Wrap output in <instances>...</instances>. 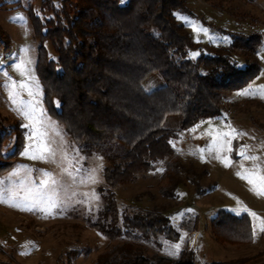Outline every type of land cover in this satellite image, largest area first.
<instances>
[{"label":"rangeland","instance_id":"1","mask_svg":"<svg viewBox=\"0 0 264 264\" xmlns=\"http://www.w3.org/2000/svg\"><path fill=\"white\" fill-rule=\"evenodd\" d=\"M44 1L0 0V29L8 36L6 45L0 40V137L6 136L2 156L12 154L21 139L11 167L0 175V263L92 264L112 245L88 226L102 213L98 187L104 183L107 162L98 154L81 152L45 107L36 74L40 43L26 11L31 9L42 21L50 18ZM182 1L185 10H176L174 16L195 45L187 51L188 59L208 55L213 47H228L236 36L257 35L252 61L258 72L243 90L228 97L221 116L170 140L184 168L207 171L200 183L204 193L195 192L180 173L183 182L176 197L163 198L158 191L166 185L160 179L163 162L113 192L120 221L135 209L160 210L176 227V241L162 239L160 249L150 247L146 255L179 259L195 229L202 240L189 252L197 264H212L236 246L218 243L211 233V221L221 210L236 217L246 214L253 224V243L240 246L241 251H264V0ZM50 3L57 7L59 0ZM18 14L23 21L14 19ZM44 47L54 58L50 43ZM241 54L232 59L244 68ZM37 189L48 199L37 201Z\"/></svg>","mask_w":264,"mask_h":264},{"label":"trees","instance_id":"2","mask_svg":"<svg viewBox=\"0 0 264 264\" xmlns=\"http://www.w3.org/2000/svg\"><path fill=\"white\" fill-rule=\"evenodd\" d=\"M50 2L43 3L51 13L43 21L26 10L40 43L36 74L45 107L81 152L107 162L104 183L98 187L102 213L88 226L112 245L92 264H197L186 250L177 260L146 255L150 247L160 249L162 239L176 241L178 231L160 210L135 209L120 221L113 189L133 184L163 162L160 179L166 185L158 189L163 198L176 197L183 182L180 173L195 192L204 193L200 183L207 171L184 168L170 140L221 116L228 97L258 72L252 60L260 37L236 36L228 47H213L192 61L187 51L195 45L174 16L176 10H185L182 0H59L57 7ZM7 37L0 29L4 45ZM45 42L54 58L47 55ZM237 52L244 68L232 59ZM5 137H0V175L21 147L18 138L13 153L2 156ZM211 233L220 244L252 242L246 214L219 211Z\"/></svg>","mask_w":264,"mask_h":264},{"label":"crops","instance_id":"3","mask_svg":"<svg viewBox=\"0 0 264 264\" xmlns=\"http://www.w3.org/2000/svg\"><path fill=\"white\" fill-rule=\"evenodd\" d=\"M251 224V230H252V242L253 243V224ZM202 240L201 235L196 231L195 229L191 230L187 237V249L188 251H193L194 248L198 247L200 244V241ZM245 245V246H246ZM242 245H236L234 246L233 250L229 252L228 256L226 257L224 253H222L223 260L219 261H213L212 264H264V251L259 250H245L241 251L239 248Z\"/></svg>","mask_w":264,"mask_h":264},{"label":"snow or ice","instance_id":"4","mask_svg":"<svg viewBox=\"0 0 264 264\" xmlns=\"http://www.w3.org/2000/svg\"><path fill=\"white\" fill-rule=\"evenodd\" d=\"M122 2H123V0H122ZM14 19H19V20L23 21L24 18H23L22 15L18 14V16L15 17ZM43 183L44 182H42V184ZM2 195L3 194H0V199H2ZM35 198H36L37 201H44V200L48 199L46 194L41 189H37V191L35 193ZM22 210H31V209H22ZM171 247L175 248L177 250L179 249V245H172ZM169 254H173V253H169Z\"/></svg>","mask_w":264,"mask_h":264}]
</instances>
